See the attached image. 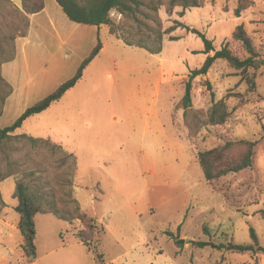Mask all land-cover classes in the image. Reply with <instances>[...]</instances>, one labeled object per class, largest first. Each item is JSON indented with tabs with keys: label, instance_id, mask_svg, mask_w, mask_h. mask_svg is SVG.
<instances>
[{
	"label": "rangeland",
	"instance_id": "obj_1",
	"mask_svg": "<svg viewBox=\"0 0 264 264\" xmlns=\"http://www.w3.org/2000/svg\"><path fill=\"white\" fill-rule=\"evenodd\" d=\"M143 1L164 3L158 11L166 31L162 52L126 45L120 38L132 35V29L147 30L116 11L121 15L112 21L119 26L116 37L101 33L107 48L77 86L0 143V189L12 200L14 187L24 181L42 187L40 192L56 201L75 191L76 184L75 198L94 220L93 249L108 264H264L263 252L237 254L195 245H251L253 229L264 249V0H204L200 8L171 12L170 0ZM239 26L252 39L262 65L244 74L217 60L206 76L193 81L192 106L184 109L189 75L207 58L197 33L212 41L215 50L227 46L244 60L249 54L233 37ZM27 28L23 9L0 0V129L53 93L88 52L59 65L42 63L37 67L42 72L31 65L30 71H17V84H9L2 65L16 57V42ZM252 78L255 90L248 83ZM13 87L19 91L12 96ZM221 100L230 116L224 124L212 125V107ZM240 140L257 142L253 167L207 182L198 154ZM244 150L234 146L227 159H239ZM3 208L0 195V213ZM83 229L85 222L67 224L39 214L37 264H48L44 252L55 244L66 246L56 255L59 260L76 258L82 248L70 244ZM21 243L19 230L5 233L0 228V249L6 252L0 264H27ZM87 257L97 264L93 253Z\"/></svg>",
	"mask_w": 264,
	"mask_h": 264
},
{
	"label": "trees",
	"instance_id": "obj_2",
	"mask_svg": "<svg viewBox=\"0 0 264 264\" xmlns=\"http://www.w3.org/2000/svg\"><path fill=\"white\" fill-rule=\"evenodd\" d=\"M60 6L68 19L76 24L95 26L101 28L102 26L110 27V33L116 34L119 26L115 25L109 18V13L116 10L124 15L126 20L133 21L135 24L144 25L147 33H140L133 29L130 31L129 37L124 35L120 39L132 47H137L147 51L150 54H160L163 49V38L166 31L163 30L162 21L158 16V11L163 2L149 3L143 0H55ZM204 0H170L167 3L168 10L171 12L175 7H182L184 10L189 8H200L203 6ZM44 0H22V9L26 14H38L44 10ZM242 9L238 8L236 11L237 16ZM142 17V18H141ZM148 21L147 23L145 21ZM202 39L205 50L204 54L207 58L200 69L193 70L189 75V80L186 83L185 95L182 99L184 109H189L192 106V90L193 81L199 76H206L214 63L217 60L226 61L232 68L247 73L251 68L257 69L262 65L258 59L253 41L246 33L243 26H239L234 33V39L242 44L249 57L241 60L238 56L234 55L227 46L220 50H215L212 41L208 40L203 34L197 33ZM138 39L136 42L134 38ZM103 44L98 36L97 44L88 57L81 63L76 74L73 78L59 86L53 93L42 99L37 104L29 107L11 126L0 129V143L11 137V134L20 129L23 123L30 117L39 115L50 109L55 103L60 102L64 96L77 86L82 80L84 72L98 57ZM214 52V55H210ZM248 83L250 88L255 90L254 79H249ZM230 113L227 111L226 104L223 100L216 103L211 110L209 121L212 125H222L229 118ZM264 139V127L263 135ZM38 140V139H35ZM44 144L52 145L50 141L41 140ZM257 142L249 140H240L236 142H226L222 147L215 148L198 154V161L203 170L205 180L209 183L227 177L229 175L238 174L253 167L254 150ZM234 146L244 147L242 156L233 161L227 159V153ZM55 146H53L54 148ZM32 182V181H31ZM68 186L72 185V180L67 182ZM42 187H34L32 183H25L24 181L18 182L16 186L15 197L18 200L16 212L20 216L19 230L22 236V253L24 258L29 263H34L37 259V230L35 218L38 214H52L57 219L72 223L75 220L87 223V229L78 232L76 239L79 243L83 244L90 252L95 255L97 264H106L104 256L93 249V229L94 220L90 215L83 212L78 201L75 198L73 190L66 194L64 200H49L40 191ZM169 235V232H167ZM170 236V235H169ZM250 237L253 242L251 245H239L231 241L229 244L216 245L214 243H195L200 248L211 247L219 251L224 250L227 252H234L237 254L257 253L263 252L264 249L259 247L258 237L254 230H250Z\"/></svg>",
	"mask_w": 264,
	"mask_h": 264
},
{
	"label": "crops",
	"instance_id": "obj_3",
	"mask_svg": "<svg viewBox=\"0 0 264 264\" xmlns=\"http://www.w3.org/2000/svg\"><path fill=\"white\" fill-rule=\"evenodd\" d=\"M3 1H7V3L12 4L14 7H16V9L22 8V3L21 5H19L16 3L15 0H3ZM44 4H45L44 10L38 14L30 15L23 12L24 18L28 21V28L26 34L25 36L20 37L16 42L17 48L19 49L17 51L16 57L12 60V62L4 63L2 65V70H1L4 80L8 81L9 84L10 81H13L15 82V84H17L16 80H18L17 79L18 76L16 73L19 70L25 69V71H30V67L31 65H33L34 67H36L34 69H37L38 72L39 71L42 72L41 68H37L39 67V65H42V63L45 62H51V63L55 62V64L56 63L58 64L59 62L66 63L68 59H72V57L76 55L78 52L85 51V49H87L88 51L87 54L86 55L82 54L80 60L75 62L73 66L74 71L72 74L70 75L68 74L69 76L68 78H66L65 81L67 82L68 80L74 77L81 63L88 57V55L94 49V47L97 44L98 36L101 37L102 32H105L106 34L112 37H116L115 35L110 34L108 30L103 29V27L101 28L95 26L80 27L79 24L71 22L55 0H44ZM36 29L40 31L37 32ZM44 35L46 36L44 37ZM47 36L50 38L49 41L45 39ZM34 39H36L35 40L36 42H33ZM120 42L122 41L120 40ZM48 43L49 46H47ZM32 44H33L32 49L30 50V52H28L27 48L29 45ZM106 48H107L106 44H104L100 54L104 53ZM61 51H63L62 61L58 58L59 55L61 54ZM53 78L54 77L52 76V79ZM65 82H62L60 86ZM18 91L19 89L18 90L14 89L12 96L14 95L15 92L17 93ZM56 143L57 142L53 144ZM78 188L79 187L75 184L74 185L75 193H78ZM15 192H16V186L14 187V192L11 200L4 195L3 189H0V195L2 196L3 202L5 204V208H3V210L0 213V228L5 233L10 232L11 230L12 231L19 230L20 216L15 210L16 207L18 206V200L15 197ZM38 216L39 214L35 218L36 230H37ZM66 223L70 224L68 222ZM63 228H65V225L60 227L61 232L64 231ZM70 245L78 246L82 248L81 249L82 251H78L77 253V255L80 257L76 256V258H67L65 260L63 259V257H61V259L63 260L62 262L61 260H59V258L56 255L60 252H64L66 246L64 245L57 246V244L50 245L51 248L49 250L47 249L44 252L43 257H45L48 260V264H90V261L87 257L90 251L83 244L79 243L78 240L75 237H73L72 244ZM37 253L38 256L34 263H29L24 258L25 262L27 264H37V260H39L40 258L39 244H38V230H37ZM0 255L2 256V258L6 256V252L4 251V249H0ZM106 264L108 263L106 262Z\"/></svg>",
	"mask_w": 264,
	"mask_h": 264
},
{
	"label": "built area",
	"instance_id": "obj_4",
	"mask_svg": "<svg viewBox=\"0 0 264 264\" xmlns=\"http://www.w3.org/2000/svg\"><path fill=\"white\" fill-rule=\"evenodd\" d=\"M109 18L113 21V19H118L120 20L121 19V15H119L116 10H112L110 13H109Z\"/></svg>",
	"mask_w": 264,
	"mask_h": 264
},
{
	"label": "water",
	"instance_id": "obj_5",
	"mask_svg": "<svg viewBox=\"0 0 264 264\" xmlns=\"http://www.w3.org/2000/svg\"><path fill=\"white\" fill-rule=\"evenodd\" d=\"M184 242H185L184 240H178L179 244H184Z\"/></svg>",
	"mask_w": 264,
	"mask_h": 264
}]
</instances>
